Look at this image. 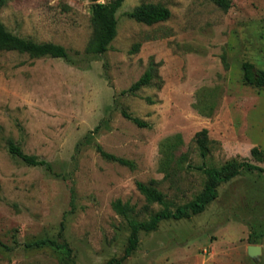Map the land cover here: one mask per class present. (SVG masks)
Wrapping results in <instances>:
<instances>
[{
	"label": "rangeland",
	"instance_id": "rangeland-1",
	"mask_svg": "<svg viewBox=\"0 0 264 264\" xmlns=\"http://www.w3.org/2000/svg\"><path fill=\"white\" fill-rule=\"evenodd\" d=\"M143 3L167 7L169 18L147 25L127 16ZM91 4L7 0L0 8L8 31L69 55L0 50V264H264L262 171L222 183L200 213L140 231L125 258L130 228L113 208L128 203L139 221L162 208L146 201L137 181L155 180L171 208L191 201L205 175L187 164L238 159L264 167L251 155L255 146L264 154V87L246 84L242 70L250 62L264 71V0H231L227 11L212 0H124L117 34L100 54L87 50ZM150 66V83L123 94ZM203 128L205 159L193 141ZM176 133L183 145L175 157L186 158L165 176L160 144ZM10 141L51 169L10 154ZM97 145L134 168L103 158ZM48 238L66 241L70 254L29 246ZM249 245L260 246L256 257Z\"/></svg>",
	"mask_w": 264,
	"mask_h": 264
},
{
	"label": "trees",
	"instance_id": "trees-1",
	"mask_svg": "<svg viewBox=\"0 0 264 264\" xmlns=\"http://www.w3.org/2000/svg\"><path fill=\"white\" fill-rule=\"evenodd\" d=\"M91 1V16L90 21L92 25V37L87 47L88 51L93 53H104L108 50L112 40L117 34V11L121 7L124 0H107L102 2L100 0ZM218 7L227 11L231 7V0H212ZM7 2V0H0V8ZM127 16L137 22L147 25H152L161 21H165L170 16V11L167 7L155 3H143L135 6L128 11ZM138 45L135 46V49ZM0 50L18 51L21 53H28L32 57L51 56L55 58H68V50L53 42H35L31 39L20 37L8 31L4 24L0 21ZM243 80L246 84L255 87H264V71L256 70L254 65L250 62L242 64ZM153 70L150 66L140 78L135 81L127 90L122 93L134 94L150 83L152 79ZM124 117L132 120L140 127L147 126V123L141 121L136 117H132L125 111H122ZM193 141L196 145L198 153L202 159H205L209 154V137L208 130L203 128L197 131L194 135ZM183 145V138L180 133L166 137L160 144L163 158L161 160V169L165 172V176L170 174L174 169L182 168L183 162L186 158L185 154L175 157V152ZM100 155L110 161H115L119 164L134 168V163L128 159L118 157L114 154L106 152L100 145L96 146ZM9 153L13 156L19 157L24 163L31 166H44L51 169L50 164L35 155H30L20 148L19 145L10 141L8 145ZM251 155L257 161H264V154L258 147L251 149ZM175 162V166L172 163ZM186 168L197 170L205 175V182L202 190L189 202L171 208L165 199L164 194L154 185L155 180L149 183L141 181L136 182L138 191L144 196L148 203H157L162 206L160 210L150 216L148 220L139 221L132 215V207L128 203H123L121 200L113 202V208L121 215L127 222L130 228V235L128 238V246L125 250L123 258L136 249L139 242L140 231L155 230L158 224L165 219H182L202 212L205 207L218 196V187L225 182L230 181L239 175L242 170L262 171L264 167L251 163L247 160L232 159L227 161L220 167L208 166L205 162L200 165L187 164ZM62 228V226H61ZM62 230V229H61ZM53 245L57 248H66L68 254L71 249L66 241L58 242L54 239L36 240L29 244V246ZM112 262V261H111Z\"/></svg>",
	"mask_w": 264,
	"mask_h": 264
},
{
	"label": "water",
	"instance_id": "water-1",
	"mask_svg": "<svg viewBox=\"0 0 264 264\" xmlns=\"http://www.w3.org/2000/svg\"><path fill=\"white\" fill-rule=\"evenodd\" d=\"M261 251L260 246L258 245H249L247 248V253L250 257H256Z\"/></svg>",
	"mask_w": 264,
	"mask_h": 264
}]
</instances>
